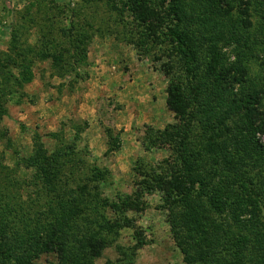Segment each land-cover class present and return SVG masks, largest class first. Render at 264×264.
I'll return each instance as SVG.
<instances>
[{
	"label": "rangeland",
	"instance_id": "obj_1",
	"mask_svg": "<svg viewBox=\"0 0 264 264\" xmlns=\"http://www.w3.org/2000/svg\"><path fill=\"white\" fill-rule=\"evenodd\" d=\"M120 1L0 0V98L6 111L0 112V190L8 186L6 175H11L18 183L13 182L12 187L27 199L33 189L29 180L36 172L27 159L39 145L50 153L69 143L73 155L69 162L62 158L61 177L68 187L77 190L88 183L90 208L87 214L79 216L78 226L69 235L67 247L73 251L64 263L57 253H42L33 264L230 262L233 257L228 246L224 242L218 245L212 233L238 236L244 233L240 228L242 222L237 224L228 210L221 214L214 211L204 197L214 195L217 185L227 188L237 178L228 161L203 151L206 139L200 120H192L189 127L167 106L168 77L163 65L170 61L173 71L186 79L183 60L180 56L170 58L162 51L159 60L139 54L131 43L139 27ZM244 1L251 21L255 22L256 35L263 38L262 18L258 11H253L257 0ZM233 12L239 22L243 11L236 8ZM223 49L229 66L236 60L234 48L225 45ZM259 50L264 53V49ZM45 51L64 56L60 63L64 76H59L60 67L51 58H42ZM71 52L80 55V62ZM14 59L18 65L13 64ZM261 59L244 63L243 80L251 93L262 98L258 106L264 119V78L258 80L264 72ZM75 61L82 76L73 81L71 70ZM25 67L30 78L20 80ZM200 77H205L204 69ZM227 122L230 127L235 126L233 120ZM177 129L181 136L189 133L195 144L193 151H197L193 159L203 165L195 173L207 183L198 186H204L206 194L200 199L211 209L218 225H213L214 230L208 227L211 220L199 225L198 230L186 229L183 223L179 227L177 217L185 204L166 202L163 191L151 185L153 173L185 175L184 164L175 151L178 143L171 142L168 136ZM112 136L119 138L118 147L107 152ZM230 137L227 129L218 140ZM258 137L264 144V131ZM255 164L254 161L243 169L254 179L256 196L260 195L264 203V164ZM94 166L105 173L103 180L94 177ZM43 199L45 202L46 198ZM3 229L7 231L3 241L11 249L20 250L10 233L12 228L6 224ZM202 230L211 232L203 236ZM193 231L196 235L190 236ZM199 239L204 243H198ZM96 241L102 250L100 255L92 256L91 245H99ZM244 254V263L257 264V252L252 246Z\"/></svg>",
	"mask_w": 264,
	"mask_h": 264
},
{
	"label": "trees",
	"instance_id": "obj_2",
	"mask_svg": "<svg viewBox=\"0 0 264 264\" xmlns=\"http://www.w3.org/2000/svg\"><path fill=\"white\" fill-rule=\"evenodd\" d=\"M120 2L132 13L136 19V26L139 27V33H133L137 35L131 37V43L139 54L151 55L153 60H159L161 57L158 54L162 51L169 54L170 58L180 56L183 60L186 79L173 71L170 61L163 65L168 77L167 106L189 127L192 120H200L203 137L206 139L202 145L203 151L213 152L212 155L221 156L228 161L231 166L230 171L237 178L230 181L232 184L227 185V188L217 185L214 188V195L204 197L214 211L221 214L228 210L232 212L237 224L242 222L240 228L244 233L238 236L216 231L212 233L218 245L224 242L223 244L228 246L227 250L233 257V260L223 264H246L243 262V256L249 245L257 252V264H264V220L262 219L264 203L260 195L256 196L254 179L243 169L247 164L252 165L254 161L256 164H264V144L258 137V133L264 131V123H258L259 120H264L260 117L258 106L262 98L258 93H251L246 81L243 80L245 69L243 65L247 60L260 57L261 62L264 61V53L259 50V48L264 49V36L259 38V35H256L253 29L256 25L250 19L251 14L246 11L245 1L121 0ZM236 8L238 11H243L239 22L236 21V16H233V10ZM253 9L261 16L260 28L264 31V0H257ZM225 45H231L236 55V60L229 66L226 51L223 49ZM71 55L80 62L79 54L71 52ZM42 58H51L60 67L59 76L65 75L64 67L60 65L65 60L64 56L45 51L42 53ZM76 61L71 70L73 81L82 76ZM67 62H70L69 59ZM13 64L18 65L15 59ZM203 69L204 78L200 77ZM21 71L20 80L30 78L26 73L27 67ZM260 78H264V72L258 76V80ZM200 94L203 96L200 97ZM0 112H6L1 98ZM229 119L234 121L235 126L228 125ZM180 125L183 130L188 131L187 127ZM170 126L177 128V125ZM227 129L231 137L223 141L218 140L219 134L221 136ZM174 133L170 132L168 136L171 142L178 143L175 151L184 164L185 175L181 173L167 175L169 172L153 173L151 185L163 191V199L166 202L185 204L183 213L181 212L177 217L179 227L183 223L186 229L190 230V227L197 229L199 225L202 226L206 221L211 220L212 225L208 227L213 229L214 224L218 225L212 217L209 206L200 199L206 192L202 188L204 186L199 189L198 185L207 183L200 181L195 173L199 166H203L198 165L193 159L194 154L197 155V151H193L195 144L188 132L181 136L177 129ZM53 135L60 137L56 133ZM158 135L159 140L162 139L161 134ZM118 143L119 138L112 136L107 152L117 148ZM145 145L147 148L150 147ZM40 146L27 159L28 164L36 171L29 180V186L33 189L28 198L23 199L22 195L12 187L13 182L17 183V181L11 175H6L5 182L8 186L0 190L1 264H33V260L42 253H57L64 263L73 251L67 247L69 235L74 226H78L79 216L90 208L91 195L88 192V183H83L77 190L68 187L61 177L62 164H64L62 158L66 157L69 162L73 153L72 144H64L50 153L45 149L43 151ZM216 147L220 150L217 151ZM199 156L203 158L201 153ZM93 173L98 180L105 178V173L97 166L93 167ZM87 179L88 177L86 181ZM151 190L154 189L148 188V191ZM43 197L46 198L45 202ZM245 214L247 217H242ZM6 224L12 228L10 233L18 242L16 248L20 250L11 249L3 241L7 233L3 226ZM201 232L203 236H207L211 231ZM189 235H196L195 231ZM198 243L203 244V239H199ZM98 244L91 245L92 256L100 255L102 246ZM74 264H77V261Z\"/></svg>",
	"mask_w": 264,
	"mask_h": 264
}]
</instances>
